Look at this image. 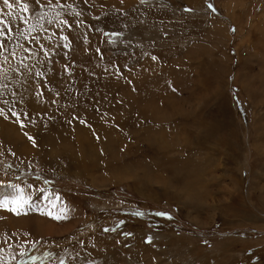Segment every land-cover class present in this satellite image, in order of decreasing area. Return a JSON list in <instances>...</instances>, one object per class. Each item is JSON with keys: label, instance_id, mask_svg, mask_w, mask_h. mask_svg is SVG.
<instances>
[{"label": "rangeland", "instance_id": "1", "mask_svg": "<svg viewBox=\"0 0 264 264\" xmlns=\"http://www.w3.org/2000/svg\"><path fill=\"white\" fill-rule=\"evenodd\" d=\"M10 3L0 264H264V0Z\"/></svg>", "mask_w": 264, "mask_h": 264}, {"label": "snow or ice", "instance_id": "2", "mask_svg": "<svg viewBox=\"0 0 264 264\" xmlns=\"http://www.w3.org/2000/svg\"><path fill=\"white\" fill-rule=\"evenodd\" d=\"M17 2H22V0H17ZM3 3L5 5H7L8 7H12V4L10 3V0H3ZM37 3H39V0H37ZM209 7H211V5H209ZM24 11H27V6L24 5L23 6ZM0 14H2V9H0ZM0 24H3V27H0V35L4 34L5 31H10L11 30V26L6 24L2 18H0ZM23 126V125H22ZM29 139H31V137H29ZM14 204H17V207L21 206L22 201H13ZM0 207H4L3 203H0ZM10 211L15 212L17 215H19L20 213L17 211V208H10ZM137 214H141V213H137ZM48 215L53 216L54 219H60L61 216L60 215H54L53 213L49 212ZM157 215H166L165 213H157ZM149 242H150V238H149Z\"/></svg>", "mask_w": 264, "mask_h": 264}]
</instances>
